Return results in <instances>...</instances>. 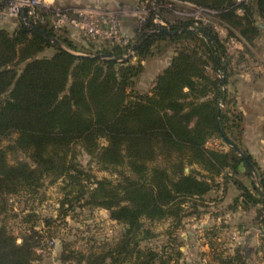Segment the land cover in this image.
<instances>
[{
	"label": "trees",
	"instance_id": "trees-1",
	"mask_svg": "<svg viewBox=\"0 0 264 264\" xmlns=\"http://www.w3.org/2000/svg\"><path fill=\"white\" fill-rule=\"evenodd\" d=\"M180 1L224 8L234 0ZM255 12L264 19V0H255L239 19L251 24ZM155 28L139 35V56L155 38L195 33L184 24L174 26L172 33ZM196 33L202 35L206 51L180 50L148 94L135 90L142 67L123 58L131 45L103 44L101 52L110 58L80 56L62 48V43L75 47L40 20L30 19V26L19 21L12 32L0 27V264H32L37 259L38 231L33 227L18 236L8 229L5 215L9 196L37 193L49 177H62L67 188L77 191L78 201L111 209V217L126 225L115 246L77 255L80 262L167 264L160 262L156 249L142 247L141 240L151 236L140 237L143 220L178 218L183 205L205 195L225 168H238L229 153L206 145L210 138L226 135L227 113L221 107L226 97L221 79L212 78L203 66L212 62L224 74L225 46L208 29ZM48 48L54 53L42 55ZM6 140L11 142L5 145ZM78 146L103 169L119 173L116 181L83 183L91 176L71 157ZM11 153L18 156L10 158ZM249 159L257 180L251 181L252 189L238 184L245 204L261 206L264 243V169ZM187 163L199 165L206 174L194 168L186 174Z\"/></svg>",
	"mask_w": 264,
	"mask_h": 264
},
{
	"label": "rangeland",
	"instance_id": "rangeland-1",
	"mask_svg": "<svg viewBox=\"0 0 264 264\" xmlns=\"http://www.w3.org/2000/svg\"><path fill=\"white\" fill-rule=\"evenodd\" d=\"M253 2L255 0H234L224 8H214L180 0L0 1V27L14 31L19 21L25 22L23 15L28 26L30 19L40 20L48 29H54L61 38L70 41L75 48L67 43H62L61 47L77 55H106L100 48L106 43L131 45L123 58H131L142 67L135 78V90L141 93H152L158 76L183 48L199 47L206 51L207 46L199 40L202 35L197 31L208 29L225 46L224 74L215 71L207 55L208 63L203 67L212 78L221 79L226 93L221 107L227 113L223 128L228 136L212 137L206 145L229 153L238 161V168L236 171L225 168L205 195L183 205L178 218L143 220L140 237L151 236L141 240V245L156 249L160 262L264 264L261 213L258 212L261 206L252 202L245 204L238 184L252 189L251 181L257 180V172L248 170L236 149L264 169V155L259 153L263 150H259V145L264 144V19L256 12L251 24L239 19ZM80 22L88 23L89 27H80ZM181 24L195 33L155 38L145 47L144 56L136 53L139 35L156 32V26L172 33L173 27ZM54 51L48 48L42 55L51 56ZM10 142L6 140L4 144ZM99 142L106 144L103 138ZM15 155L18 156L11 153L10 158ZM72 156L84 173L91 176V180L83 182L87 185L103 178L116 181L119 177L116 171L103 169L94 156L80 146ZM192 168L201 170L199 165L187 163L186 174ZM201 171L202 175L206 174ZM67 184L62 177L55 181L49 177L37 193L23 192L8 197L9 211L5 215L8 229L18 236L33 227L39 233L37 259L32 264H84L77 255L113 247L126 232V225L111 217V209L85 205V199L78 201L77 191H71Z\"/></svg>",
	"mask_w": 264,
	"mask_h": 264
},
{
	"label": "water",
	"instance_id": "water-1",
	"mask_svg": "<svg viewBox=\"0 0 264 264\" xmlns=\"http://www.w3.org/2000/svg\"><path fill=\"white\" fill-rule=\"evenodd\" d=\"M22 19H23V21H25L24 23L27 25V23H26V19H25V15H23L22 16ZM32 28H34L35 30H37V31H39V32H41V33H43V34H45V35H47V33L44 31V30H42V29H40V28H37V27H35V26H32ZM104 56H106V55H99V56H97V57H99V58H101V57H104ZM229 143H231L230 141H228ZM232 144V143H231ZM233 145V144H232ZM236 149L240 152V154L243 156V158H244V160H245V162L247 163V165H248V167H249V169L251 170V171H255V166L253 165V163L250 161V159L239 149V148H237L236 147Z\"/></svg>",
	"mask_w": 264,
	"mask_h": 264
},
{
	"label": "crops",
	"instance_id": "crops-1",
	"mask_svg": "<svg viewBox=\"0 0 264 264\" xmlns=\"http://www.w3.org/2000/svg\"><path fill=\"white\" fill-rule=\"evenodd\" d=\"M258 139H259V138H258ZM258 141H259V140H258ZM261 145H262V146L259 145V150H260V149H263V150H262V151L260 150L259 153L264 155V144L261 143ZM257 146H258V144L256 145V147H257ZM260 166L263 167L261 164H260Z\"/></svg>",
	"mask_w": 264,
	"mask_h": 264
},
{
	"label": "built area",
	"instance_id": "built-area-1",
	"mask_svg": "<svg viewBox=\"0 0 264 264\" xmlns=\"http://www.w3.org/2000/svg\"><path fill=\"white\" fill-rule=\"evenodd\" d=\"M78 24H79L80 27L85 28V29L89 27V24L88 23H82V22H80ZM126 45H129V44H126Z\"/></svg>",
	"mask_w": 264,
	"mask_h": 264
}]
</instances>
